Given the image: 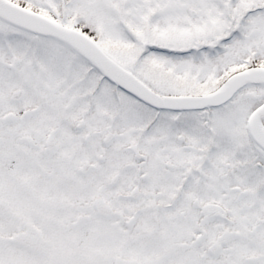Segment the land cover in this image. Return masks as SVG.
<instances>
[{"label": "snow or ice", "instance_id": "6c2138e0", "mask_svg": "<svg viewBox=\"0 0 264 264\" xmlns=\"http://www.w3.org/2000/svg\"><path fill=\"white\" fill-rule=\"evenodd\" d=\"M0 264H264V0H0Z\"/></svg>", "mask_w": 264, "mask_h": 264}]
</instances>
